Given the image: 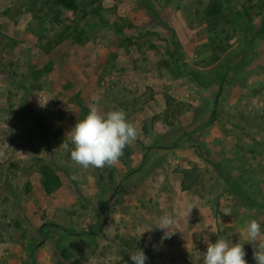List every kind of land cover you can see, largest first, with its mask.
<instances>
[{
	"label": "rangeland",
	"instance_id": "1",
	"mask_svg": "<svg viewBox=\"0 0 264 264\" xmlns=\"http://www.w3.org/2000/svg\"><path fill=\"white\" fill-rule=\"evenodd\" d=\"M77 4L0 0V264H133L138 249L203 264L218 237L256 264L244 227L264 232V0ZM94 96L139 135L116 166L84 170L60 145ZM164 213L177 222L161 244Z\"/></svg>",
	"mask_w": 264,
	"mask_h": 264
},
{
	"label": "clouds",
	"instance_id": "2",
	"mask_svg": "<svg viewBox=\"0 0 264 264\" xmlns=\"http://www.w3.org/2000/svg\"><path fill=\"white\" fill-rule=\"evenodd\" d=\"M92 99L94 102L89 104L88 113L83 119H77L74 127L67 134L72 147L70 148L69 142L65 140L60 147L70 153L71 161L81 169L114 167L120 162L125 148L137 140L139 131L127 118L125 110L112 109L102 112L97 106V97L94 96ZM224 214L231 215V211L225 210ZM176 222L173 215L169 213L158 217L155 228L163 231L161 244L174 234ZM145 231L139 234V238ZM244 238L247 243L253 245V258L256 264H264V232L256 219L246 222ZM205 242L207 249L202 254L203 264H248L245 259L244 244L232 243L227 237H218L215 243L205 238ZM153 247L155 248L156 245ZM129 255L133 264H145L148 260L142 249Z\"/></svg>",
	"mask_w": 264,
	"mask_h": 264
},
{
	"label": "trees",
	"instance_id": "3",
	"mask_svg": "<svg viewBox=\"0 0 264 264\" xmlns=\"http://www.w3.org/2000/svg\"><path fill=\"white\" fill-rule=\"evenodd\" d=\"M44 1H45V3L47 5L63 7L65 9H67V10H70V11H76L78 9L77 0H44ZM215 10H216L215 8L212 9V11H215ZM83 14H85V12H83ZM263 32H264V27H262L261 30H260V32H258L256 34L257 35H261ZM195 80L197 81L198 84H202L199 79H196L195 78ZM202 85H204V86L206 85L207 86V84H202ZM208 123H210V121H208L206 123V125ZM211 165H212L213 168H215L218 171L219 177L225 182L226 186L232 192H234L236 194L241 193L235 187V185L228 178H226V176L224 175V173L221 171L219 164L212 163ZM39 171H40V174H41V184H42V187L44 188V190L46 192H51V190H53V188H52L53 183L58 184V178L53 174V172L51 171V169L48 166H46V165L41 166V168L39 169ZM240 195H242V193ZM257 205L259 207H262L263 210H264V204H257Z\"/></svg>",
	"mask_w": 264,
	"mask_h": 264
},
{
	"label": "water",
	"instance_id": "4",
	"mask_svg": "<svg viewBox=\"0 0 264 264\" xmlns=\"http://www.w3.org/2000/svg\"><path fill=\"white\" fill-rule=\"evenodd\" d=\"M215 102H216V100H215Z\"/></svg>",
	"mask_w": 264,
	"mask_h": 264
}]
</instances>
